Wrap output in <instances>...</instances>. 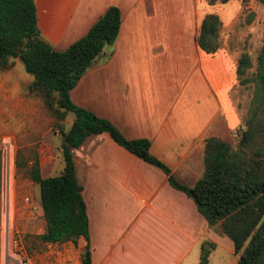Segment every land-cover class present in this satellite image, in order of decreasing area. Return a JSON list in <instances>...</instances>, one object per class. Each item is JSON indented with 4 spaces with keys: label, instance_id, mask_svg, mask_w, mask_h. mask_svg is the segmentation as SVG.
Masks as SVG:
<instances>
[{
    "label": "crops",
    "instance_id": "1",
    "mask_svg": "<svg viewBox=\"0 0 264 264\" xmlns=\"http://www.w3.org/2000/svg\"><path fill=\"white\" fill-rule=\"evenodd\" d=\"M165 1L34 3L40 35L56 50L84 35L108 6L118 8L113 43L103 46L69 97L109 120L125 138H146L149 153L176 181L191 186L202 174L205 139L218 138L219 102L232 85L235 65L229 66L228 56L205 53L196 44L202 17L216 14L214 4H206L201 14L202 4L198 8L196 0H186L191 14L177 15L163 12ZM176 15L182 23L173 30L169 24ZM17 59L0 69V100L26 96L27 78L16 72ZM71 154L85 205L90 264H198L207 223L161 169L117 145L105 132L87 136ZM218 246L215 241L208 264Z\"/></svg>",
    "mask_w": 264,
    "mask_h": 264
},
{
    "label": "trees",
    "instance_id": "2",
    "mask_svg": "<svg viewBox=\"0 0 264 264\" xmlns=\"http://www.w3.org/2000/svg\"><path fill=\"white\" fill-rule=\"evenodd\" d=\"M227 1L205 0L208 5ZM119 22L118 8L108 6L84 35L65 49L56 50L40 35L34 0H0V69L18 58L32 76L28 89L39 93L58 119L69 112L74 115L69 127L60 130L61 171L47 177L40 175L37 166L28 171L30 180L37 184L44 220L39 239L73 244L80 239V264H90L85 205L71 152L87 136L105 132L117 145L161 169L168 183L193 201L208 226L218 223L219 232L231 242L234 264H264V42L256 54L253 76L245 74L252 67L248 54L242 52L236 59L238 84L252 83L236 146L213 137L205 139L202 174L187 186L176 181L149 153L146 138H125L109 120L74 104L69 97V90L93 65L103 46L113 43ZM219 24L216 14L202 17L195 39L203 52L211 54L218 48ZM198 264H208L203 242Z\"/></svg>",
    "mask_w": 264,
    "mask_h": 264
},
{
    "label": "rangeland",
    "instance_id": "3",
    "mask_svg": "<svg viewBox=\"0 0 264 264\" xmlns=\"http://www.w3.org/2000/svg\"><path fill=\"white\" fill-rule=\"evenodd\" d=\"M228 1L214 3L211 7L220 23L219 46L212 54L228 56L230 66L236 64L240 53H247L252 67L245 74L251 77L256 54L264 42V0ZM183 2L165 1L163 12L191 14L189 4H185L186 0ZM206 4L205 0H196L197 7L201 6V14L207 9ZM177 15L176 19H170L169 25L173 30H177L175 28L182 23ZM15 63L16 72L27 78L26 96L23 100L21 97L14 101L0 100V264H79L80 239L76 240V244L70 241L45 243L39 239L44 231V220L37 184L28 176L33 166L38 167L42 177L61 171L60 130L67 129L74 115L69 112L61 120L58 119L45 106L40 94L28 89L32 76L25 72L22 62L17 59ZM234 75L232 85L219 102L217 138L232 148L236 146L243 129L252 90V83L238 84L235 69ZM6 106L11 110L3 111ZM79 168L81 166L76 168L77 177ZM215 241L219 246L212 253L210 264H234L236 256L232 253L231 242L219 232L218 223L203 228L202 242L208 256L214 249Z\"/></svg>",
    "mask_w": 264,
    "mask_h": 264
}]
</instances>
